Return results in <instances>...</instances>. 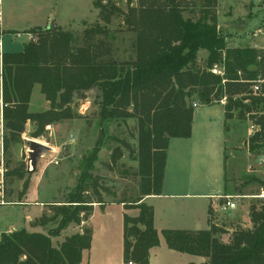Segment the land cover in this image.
<instances>
[{
  "label": "trees",
  "instance_id": "trees-1",
  "mask_svg": "<svg viewBox=\"0 0 264 264\" xmlns=\"http://www.w3.org/2000/svg\"><path fill=\"white\" fill-rule=\"evenodd\" d=\"M128 0L124 11L112 0H95L101 22L84 25L83 33L60 26L34 27L26 32L35 41L23 45L21 52H3L0 76V112L3 119V150L22 143L27 124L31 137L44 136L47 128L77 118L76 98L96 91L100 136L79 165L77 184L63 203L52 205V215L43 214L34 228L55 229L47 234L26 229L3 233L0 238V264H81L84 252L92 247L93 232L84 227L54 244L53 239L71 226H81L91 218L95 204L104 207L106 191L94 172L99 154L113 140L108 125L133 119L137 125V150L126 141L111 155V166L118 164L124 150L135 154L138 162L139 198L135 218L124 215L125 264H150V252L160 246L154 225V208L144 202L163 192L168 148L171 139L192 136L193 103L220 104L226 100L225 129L233 119L252 121L256 132L248 139L250 153L264 150V50L228 47L217 19L219 0ZM121 19L122 26L134 34V57L119 61L105 38L109 26ZM15 34V33H13ZM205 54V59L201 55ZM221 68L222 72H214ZM261 88L254 94L252 88ZM50 103L49 110H29L34 87ZM247 102V103H245ZM25 165L4 175L24 180ZM255 180V179H252ZM264 186V182L256 179ZM29 181H25L26 194ZM92 192L97 200L93 201ZM231 195L227 183L225 196ZM21 204V203H20ZM125 209H129L122 201ZM252 227L234 229L230 243L222 241L226 227L213 222L209 213L206 230L162 231L169 250L205 258L204 264H264V199L249 207ZM48 229V228H47Z\"/></svg>",
  "mask_w": 264,
  "mask_h": 264
},
{
  "label": "rangeland",
  "instance_id": "rangeland-1",
  "mask_svg": "<svg viewBox=\"0 0 264 264\" xmlns=\"http://www.w3.org/2000/svg\"><path fill=\"white\" fill-rule=\"evenodd\" d=\"M24 5L26 0H22ZM117 3L124 11L128 9V0H112ZM57 22L68 19L70 16L75 17L76 23H72L71 29L76 31L77 35L83 33L84 25L90 27L101 22L98 10L94 9L93 0H58ZM134 5L136 1L134 0ZM11 0H0V29L15 28L21 34L16 37L13 33L5 34L2 38L3 52H21L24 43L28 42V35L25 30L31 29V23L27 10L24 9L20 18H17L19 12L9 11L12 6ZM33 19V18H32ZM218 26L222 35L226 38L228 47H252L253 45L264 46V0H219L217 7ZM86 21L82 23V21ZM102 23V22H101ZM110 32L105 37L113 47L114 57L119 61L130 60L134 57V34L127 31L122 26L121 19H115L109 26ZM16 33V32H15ZM205 54L201 55V59H205ZM216 72H222L221 68H216ZM264 83V82H263ZM259 85V83H258ZM43 97L40 90L36 92V97ZM196 102V101H195ZM201 104V102L197 101ZM40 107V100L36 102ZM221 103H226L223 99ZM247 103V102H245ZM74 113L77 118L72 120L69 128H63L61 135H49L46 132L44 136L39 138L31 137L32 129L26 130L22 137V143L19 144V154H17L15 146L12 151L3 158L0 164L1 177L10 173L14 169L25 165L28 173H35L28 165L30 141H36L47 147L60 146V152L56 155L57 163L52 157L54 151L50 150L46 155V162L52 163L46 173H42L40 179H33L39 184L41 193L37 191H29L23 194V181L18 180L16 176L9 175L4 178V183L0 182V187L5 190L4 200L12 205L0 206V230H20L26 229L29 232H38L47 234V230L55 229L54 223L46 228H34L32 223L41 218L43 214L52 215V205L63 203L67 200L68 194L77 184L80 174L79 165L82 158L88 155L94 148L99 136L100 129L98 127V98L97 92L92 90L87 92L84 97L76 98L73 105ZM42 109V108H39ZM221 108L219 106H203L200 105L196 109L194 119V136L190 141L177 139L173 140L170 153V172L173 176L177 169V159H179V149L184 143L189 149V145H193L194 154L190 158L188 164L183 171L192 181L191 192H208L211 189L220 190L227 183L228 189L231 191L232 201L238 206L235 211L224 210L220 205L214 208L215 215H219V221L216 223L220 227H226L231 232L239 227L244 228L248 224V212L250 205L264 191V186L256 179L264 182V164L260 165L264 160V150L261 155L252 154L248 149V133L251 132L252 121L249 117L246 120L233 119L228 122L230 128L236 125V131L226 134L221 119ZM211 120V121H210ZM236 123V124H235ZM110 137L114 139L126 141L131 145L133 151L137 150V125L133 119L126 122H114L108 126ZM235 128V129H236ZM47 131V130H46ZM254 135V134H253ZM252 135V136H253ZM228 137V139H227ZM246 138V141H244ZM107 140V145L99 154V161L96 163L94 174L100 178L102 187L106 190L102 192L103 200L109 204H115L110 208L112 213L109 222L105 223V219H101L102 210L97 213V218L93 224L95 228L94 247L90 252H85L84 260L81 264H125L123 261V235H122V215L123 209L120 202L124 201L129 209H137V206L130 204L139 198V177L138 162L134 160L128 150H124L123 158L118 164L111 166V155L113 150L120 144L115 140ZM227 157V159L225 158ZM2 160V159H1ZM40 160V159H39ZM3 174V175H2ZM174 177V176H173ZM170 179V178H169ZM174 180L173 178H171ZM255 179V180H252ZM37 187V189H38ZM1 190V189H0ZM0 191V199H1ZM92 200L97 197L90 192ZM225 196V195H223ZM227 196V195H226ZM40 201L43 203V212L40 215V209L28 202ZM224 199H220V203ZM178 205L188 206L199 211L195 217V223H190L192 216L188 219V225L181 224L180 220H174L172 226H188L187 228H198V230H206L207 217L200 213V200H173ZM24 203L23 205H19ZM95 206H99L95 204ZM100 207V206H99ZM214 211V210H213ZM131 215L135 212H129ZM191 215V214H189ZM245 218L247 222L244 221ZM241 223V224H238ZM247 223V224H246ZM105 224L106 232L101 230ZM86 227L83 223L81 226H71L63 231L61 236L53 239L56 242H62L65 237L76 232H81ZM159 227H162L159 225ZM247 229V228H246ZM223 236V235H222ZM232 238V236H230ZM1 238V237H0ZM226 241L228 236L224 237ZM161 242L165 245V240L161 236ZM159 250L153 252L152 264H186V262H198V258L186 254H175L176 256L169 259L156 256ZM175 258V260H174Z\"/></svg>",
  "mask_w": 264,
  "mask_h": 264
},
{
  "label": "crops",
  "instance_id": "crops-1",
  "mask_svg": "<svg viewBox=\"0 0 264 264\" xmlns=\"http://www.w3.org/2000/svg\"><path fill=\"white\" fill-rule=\"evenodd\" d=\"M95 1V0H93ZM12 2V6H9V11L13 12H19V14H17V18H20L21 13H23L24 9L27 10L29 16L31 17L30 20H33L35 22L31 23V29L34 27H47V26H60L62 28H71L72 27V23H76L75 21V17H69L68 19H64L61 22H57V9L59 6V2L58 0H26L25 5L23 3L22 0H11ZM33 18V19H32ZM21 19V18H20ZM86 21H82V23H85ZM10 28H6V30L1 31L0 29V42H1V48H0V76H1V70H2V65H1V56L3 54L2 51V41L1 38L5 35V34H10V33H15L13 35H15L16 37H20L21 34L18 30H14L15 28H11L13 26H9ZM30 30V29H29ZM28 30H25V32ZM28 35V42L31 41V35L30 34H25ZM25 44V43H24ZM251 48H256V49H260V50H264V46L262 45H253ZM41 92V87L40 85H36L34 87L33 93H32V98H31V102H30V107L29 110L32 113H41V112H45L47 110H49L50 108V103L45 99V96L43 95V97H36L34 99V96L36 94V92ZM38 100H40V107H37L39 104H37L36 102H38ZM199 106L195 109L194 112V119H195V114H196V109H198L200 107ZM224 103H220V104H213V105H203L208 106V107H213V106H219L221 108V119L220 122L223 123V127H225L226 124V120H225V110H224ZM42 108V109H39ZM194 119H193V129H192V136L189 139H183L187 141H190L193 139L194 136ZM72 120H68V121H64L62 123L56 124V125H52L49 126L47 128V132H49V135L53 136V135H57L60 136L61 135V130L63 128H69L70 123ZM211 121V120H210ZM236 124V123H235ZM32 126L31 124H27L26 129H31ZM236 125H233L229 131L226 132V134H230L234 131H236L238 128H236ZM251 132L248 133V137L252 136L255 132H256V128L251 125ZM3 132H4V127H3V119H2V114L0 112V164L1 162H3V158L5 157L4 155V150H3ZM228 139V137H227ZM173 140H177V139H171L169 142V148H168V158H167V166H166V170H165V178H164V185H163V192L162 195L160 196H149L146 197L144 199V202L150 206H152L154 208V225L155 228L157 229V231L160 234V246L157 248H154L151 250L150 252V264L153 263L152 259H153V252L155 250H159V253L156 254V256H160L162 259H169L170 257H174L176 256L174 251L169 250L166 242L165 245L164 243L161 242V236H162V231L163 230H167V229H172V230H188V231H200L198 230V228H187L188 226H172V224L174 223V220H180L181 224L184 225H188V219L190 216H192V220L190 223H195V217L198 216L197 213L199 211H197V209L194 208H188V206H182V205H178L176 202H173V200H178V199H182V200H200V205H201V209H200V213L203 215L205 214L207 217V225L209 227V213H212L213 215V223H217L219 221V215H215L213 212H216L214 208H217V206H220V197L225 195V187L223 188V192H219L220 190H214L211 189L208 192H191L192 189V181L191 179H189V176L184 174L183 171L179 172V169H184L186 167V164H188L190 158H192V154H194L195 150H193V145H189V149L188 148H184L186 147V145H184V143H179V146H182V149H179V159H177V169L175 174L173 176L169 175L170 172V153H171V144L172 142H174ZM35 141V140H34ZM246 141V138L245 140ZM36 142V141H35ZM39 143V142H38ZM16 148V153L19 154V144L14 145ZM51 151L53 150L54 153H52V157L55 159L52 162L56 161L57 163V157L55 154L58 155V153L60 152V146H56V147H50ZM10 151H12V149L10 148ZM9 151V152H10ZM227 159V157H225ZM2 159V160H1ZM46 155H44L43 157L40 158V160L38 161L37 165H36V169L34 170L35 173H28L25 177L24 180H20L23 181L22 186H24L25 181H29V186L27 189V192L29 193V191L31 190H35L37 191V193H41L40 192V188L38 187L37 184H39L38 182L35 183V181L33 179H35L36 177H38L40 179L42 173H46L47 169L51 166L50 164L52 163H47L46 162ZM3 175V174H2ZM170 178V179H169ZM171 178H173L174 180H172ZM0 182L4 183V178L3 176L1 177L0 175ZM38 187V189H37ZM0 191H1V199H0V206H8V205H12L7 203L4 200V189L3 186L0 187ZM23 191V189H22ZM21 191V192H22ZM26 192V193H27ZM29 205L32 204L36 207H38L40 209V215L43 212V203H40V201L36 200L33 203L28 202ZM24 203H21L19 205H23ZM115 204H109L102 207L99 206H95L94 207V212L91 216V218L88 220V222H85L84 224L86 225V227H90L92 229L93 232V240H92V247L89 250L90 252L93 250L94 247V239H95V228H93V224L97 218V212L99 210H102L103 215H101V219H105L106 222H109V219H111V217L113 216L112 213L110 212V208L113 207ZM120 207L123 209L124 214L122 215V223H121V227H122V235H123V242H124V215L127 214L130 217H137L139 215V210L138 209H125L124 204H119ZM42 206V207H41ZM238 209V206L236 205V208L233 209L232 211H235ZM214 210V211H213ZM135 212V214L131 215L129 212ZM191 214V215H189ZM248 218V224L244 225V229H250L252 227L251 222H250V218H249V212L247 215ZM247 222V219L245 218V220ZM241 224V223H238ZM104 226H102V232L105 233L106 232V228L105 224H103ZM159 225H161L162 227H159ZM207 227V229H208ZM227 233L223 234L224 237L228 236L229 240H225L223 239L222 236V241L226 244L230 243L231 241V230H229L228 228H226ZM15 231L14 229H10L9 230H0V237L3 233H9ZM124 250V248H123ZM87 251V252H89ZM85 254V252H84ZM190 256V255H189ZM196 258H198V262H186V264H204L207 260L205 258L202 257H198V256H194ZM83 260H84V255H83ZM175 260V258H174ZM83 262V261H82ZM159 264H162L161 262Z\"/></svg>",
  "mask_w": 264,
  "mask_h": 264
},
{
  "label": "built area",
  "instance_id": "built-area-1",
  "mask_svg": "<svg viewBox=\"0 0 264 264\" xmlns=\"http://www.w3.org/2000/svg\"><path fill=\"white\" fill-rule=\"evenodd\" d=\"M31 41H35L34 37L31 35ZM0 48H1V42H0ZM216 73V71H214ZM254 94H258L261 90L260 86L258 84H255L252 88ZM199 106V103L196 101L193 103V107L197 108ZM29 158V157H28ZM264 164V160H261L260 165ZM28 165L30 168H32L31 162L28 159ZM260 199H264V191L261 193V195L257 196ZM219 199H224V201L220 204L224 210H233L236 208V204L232 201V196H221ZM131 264V263H130Z\"/></svg>",
  "mask_w": 264,
  "mask_h": 264
},
{
  "label": "water",
  "instance_id": "water-1",
  "mask_svg": "<svg viewBox=\"0 0 264 264\" xmlns=\"http://www.w3.org/2000/svg\"><path fill=\"white\" fill-rule=\"evenodd\" d=\"M29 160L33 166V171L36 169V165L41 157L51 150L50 147L44 146L38 142L30 141L29 148Z\"/></svg>",
  "mask_w": 264,
  "mask_h": 264
}]
</instances>
